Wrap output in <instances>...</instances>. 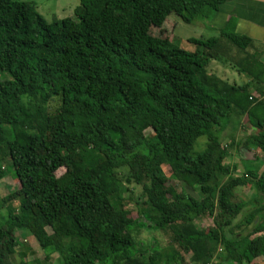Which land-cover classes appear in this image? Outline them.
I'll list each match as a JSON object with an SVG mask.
<instances>
[{"label":"trees","instance_id":"1","mask_svg":"<svg viewBox=\"0 0 264 264\" xmlns=\"http://www.w3.org/2000/svg\"><path fill=\"white\" fill-rule=\"evenodd\" d=\"M78 1L75 18L46 22L31 2L0 0V180L7 161L20 190L17 211L0 224V259L29 264L20 231L44 253L34 264H53L54 254L58 264H159L154 247L135 253L143 215L124 208L123 183L140 188L149 227L170 232L166 262L264 259V166L242 161L235 175L232 141L220 139L245 117L254 132L236 146L264 155V63L247 52L248 37L228 31L188 39L200 47L195 54L149 35L169 14L209 21L226 0ZM211 60L248 81L209 73ZM162 165L200 198L166 184ZM242 186L253 195L235 202ZM205 215L213 226L197 229Z\"/></svg>","mask_w":264,"mask_h":264},{"label":"rangeland","instance_id":"2","mask_svg":"<svg viewBox=\"0 0 264 264\" xmlns=\"http://www.w3.org/2000/svg\"><path fill=\"white\" fill-rule=\"evenodd\" d=\"M22 2H31L36 11L43 17L46 22H52L55 20L65 19V18H75L76 10L79 7L78 0H14ZM149 35L161 39H167L172 44L178 47L181 51L186 53L195 54L200 47L193 43L188 42V39H200L206 40L209 38L218 37L219 33L207 26V20L197 19L194 22L187 24L182 22L176 15L169 14L164 24L161 28L150 26ZM250 48H248L249 50ZM207 70L210 73H214L217 77L227 81L228 83H235L237 85H242L248 81L244 74L237 73L230 65L219 63L211 60L208 64ZM229 72V73H228ZM228 73V74H227ZM226 76V77H223ZM235 128V124H227L224 131L221 134V145L228 146L229 142L232 141V146L229 152L230 158L227 160L228 166L231 168L237 166L238 171L235 175H240L242 172V161L252 162L259 160L261 163L259 170L264 166V155L256 149L249 148L248 150L238 148L236 143L238 140L242 139L245 135H248L253 131L252 127L248 124L245 117H242L238 122V127ZM146 136L151 134V130L148 129L144 133ZM205 137H199L194 146L193 151L201 152L205 147ZM1 159V158H0ZM6 171V177L0 180V224L3 223L9 212H16L18 207V196L20 194L19 185L15 179L12 178V169L9 167V163L6 161L3 163ZM161 170L167 179L166 184L174 187L178 192L184 191L186 194L193 198H200L199 193L196 188L185 186L184 184L174 182L170 179V171L167 166L162 165ZM126 171H117V176L124 179ZM226 178L220 177L217 179L218 183H222ZM124 192V208L130 213L131 218H137L139 213L143 215L139 220L144 224V226L135 228L133 235L136 241L135 253L139 252V249H146V247H154L158 249L160 254L159 264H171L166 262V255H169L172 249V237L168 230L159 231L152 226L149 227V221L144 214L148 213L151 215L149 207L142 203L140 200V188L132 184L126 185L123 183ZM128 189V190H127ZM234 201H239L242 199H249L252 197V190L249 186L237 187L234 189ZM148 216V215H147ZM241 218V215L237 217V220ZM195 225L197 229H208L213 226L212 218L207 215L195 220ZM45 227V226H44ZM251 229V226L247 228V233ZM261 227H255L254 232H260ZM46 231L49 232L48 228ZM244 231L241 235H244ZM22 232H16L15 236L18 239V252L23 250L25 253V261L29 264H34L33 260H41L44 257V253L39 249L37 243L32 237L26 236L21 237ZM176 249V247L174 246ZM174 250V249H173ZM186 263L190 262L189 255H184ZM19 256L15 255L13 261L7 259H0V264H18ZM214 262H216L214 260ZM52 263H57V255H52ZM227 264V263H223Z\"/></svg>","mask_w":264,"mask_h":264},{"label":"crops","instance_id":"3","mask_svg":"<svg viewBox=\"0 0 264 264\" xmlns=\"http://www.w3.org/2000/svg\"><path fill=\"white\" fill-rule=\"evenodd\" d=\"M207 26L219 34L228 31L248 37L251 42L247 52L264 63V0H226L207 21Z\"/></svg>","mask_w":264,"mask_h":264},{"label":"water","instance_id":"4","mask_svg":"<svg viewBox=\"0 0 264 264\" xmlns=\"http://www.w3.org/2000/svg\"><path fill=\"white\" fill-rule=\"evenodd\" d=\"M256 264H264V259L260 260V261L257 262Z\"/></svg>","mask_w":264,"mask_h":264}]
</instances>
